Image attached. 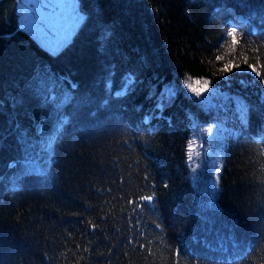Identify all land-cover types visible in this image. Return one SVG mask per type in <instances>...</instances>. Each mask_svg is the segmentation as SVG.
<instances>
[{"label": "trees", "instance_id": "obj_1", "mask_svg": "<svg viewBox=\"0 0 264 264\" xmlns=\"http://www.w3.org/2000/svg\"><path fill=\"white\" fill-rule=\"evenodd\" d=\"M79 5L56 53L0 0V264H264V76L221 72H264V0Z\"/></svg>", "mask_w": 264, "mask_h": 264}, {"label": "rangeland", "instance_id": "obj_2", "mask_svg": "<svg viewBox=\"0 0 264 264\" xmlns=\"http://www.w3.org/2000/svg\"><path fill=\"white\" fill-rule=\"evenodd\" d=\"M18 2L20 18L24 27L31 31L45 46L46 42L51 40L52 37L40 27L41 22H46L49 25L54 26L57 29L58 37L63 36L65 33H71V35L68 36V40H70L73 33L79 27L86 15L84 10L79 5V0H18ZM73 5H75L76 11L83 17V19L76 24L74 30L73 28L76 23V18L73 14ZM197 80L207 81L201 77H193L191 79H187L186 82L194 84ZM188 90L191 91L190 89ZM192 93L196 94L194 92ZM211 94L212 91L210 86L209 90L196 95L200 96L203 100H207L211 97ZM193 127L194 134L190 147H197L207 155L209 162L208 176L211 177L213 181H216L219 178L222 162L220 154L217 155L215 151L217 146L216 144L222 135L221 133H218V127L216 126H210L206 131L204 129L207 125L195 123ZM209 129L212 131L209 132ZM206 135L207 137H205ZM206 139L208 140V144L204 146V141ZM195 156H197L196 153ZM40 164H44V162Z\"/></svg>", "mask_w": 264, "mask_h": 264}, {"label": "snow or ice", "instance_id": "obj_3", "mask_svg": "<svg viewBox=\"0 0 264 264\" xmlns=\"http://www.w3.org/2000/svg\"><path fill=\"white\" fill-rule=\"evenodd\" d=\"M73 14L74 17L76 18V23L74 25L73 30L75 29L76 24H78L83 17L80 15L79 12L76 11L75 9V5H73ZM244 22V21H243ZM40 27L44 29V31H46L51 37V40H48L46 42V46L49 48L50 51L56 52L58 53L63 47L66 46V44L68 43V36L71 35L65 33L63 36H59L58 37V33H57V29L54 26L49 25L46 22H41ZM238 29L236 27H230L227 30V35L229 37H231V46L232 47H236L240 44V38L237 35ZM218 60L223 61L224 57L223 56H219L217 57ZM246 65L248 68H250L258 77L260 76H264V72H262L260 70V68H258L257 64L255 63H251L248 64L247 62H245L244 64H237L234 61H229L228 63L224 64L221 72L222 73H230L235 69L240 68L241 66ZM260 67H264V64H261ZM130 84H131V78H129ZM187 83V87L188 89H190L192 92L196 93V94H201L204 93L205 91L209 90L210 88V82L209 81H195L194 84L193 83ZM129 84V86H130ZM169 92V89H166V93ZM123 93H117L118 96L122 95ZM158 107H162V105H158ZM147 117H145V120L147 121ZM209 132H211L212 130L209 129ZM190 151H191V147H190Z\"/></svg>", "mask_w": 264, "mask_h": 264}]
</instances>
